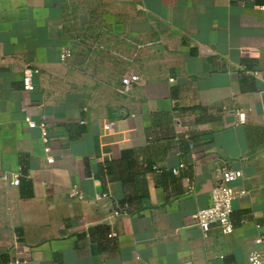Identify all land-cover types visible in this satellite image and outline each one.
<instances>
[{
  "label": "crops",
  "instance_id": "0c3cea01",
  "mask_svg": "<svg viewBox=\"0 0 264 264\" xmlns=\"http://www.w3.org/2000/svg\"><path fill=\"white\" fill-rule=\"evenodd\" d=\"M262 7L0 0V161L21 172L19 186L0 182V264L22 244L26 264H247L264 236ZM25 67L40 70L33 92ZM126 73L141 81L124 94ZM37 106L53 163L24 121ZM105 121L114 139L101 135ZM223 164L243 171L236 185L249 195L231 234L218 225L204 234L190 217L209 203ZM73 186L84 199L69 196Z\"/></svg>",
  "mask_w": 264,
  "mask_h": 264
},
{
  "label": "built area",
  "instance_id": "2783aa9c",
  "mask_svg": "<svg viewBox=\"0 0 264 264\" xmlns=\"http://www.w3.org/2000/svg\"><path fill=\"white\" fill-rule=\"evenodd\" d=\"M264 9V7H262ZM70 50L63 51L59 57L61 62H64L70 58ZM40 74L38 68L25 67L22 77L23 88L27 92H33L35 90V78ZM141 81L140 77L135 73H126L121 79V91L127 94L132 91L135 84ZM37 117H33L31 113H27L24 117V121L30 129H36L40 133V138L45 145L44 151L47 155V162L53 163L54 159L51 154V148L49 146V132H48V120L45 113L42 111L41 106L36 107ZM1 114V110H0ZM235 116L237 118L235 126L243 125L246 122V114L243 111H236ZM102 136L114 139L117 135L116 125L112 121H105L102 126ZM192 145V144H191ZM183 167V165H179ZM177 173V169L172 170ZM244 179V173L241 169L230 168L227 165H222L219 168V179L217 184L212 188L210 193L209 203L205 206L198 207L191 215L193 224L199 226L201 231L207 233L213 225H218L221 228L223 234H231L234 231V225L232 221V215L236 208V204L239 199L249 195V191L243 186H237L238 182H242ZM21 180L20 170L11 172L3 168L0 161V182L8 186H19ZM188 193L194 192V183L187 180ZM69 196L77 199H84V193L77 187L73 186L69 191ZM110 193H103L99 198H111ZM123 213L120 207H117L113 215L119 216ZM259 228V225L256 226ZM109 237H116L115 233H111ZM254 243L257 249L250 252L247 255V264H264V236L258 235L254 238ZM30 252V247L26 244L19 246V250L15 253L10 264H26L25 255Z\"/></svg>",
  "mask_w": 264,
  "mask_h": 264
}]
</instances>
